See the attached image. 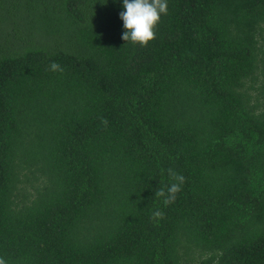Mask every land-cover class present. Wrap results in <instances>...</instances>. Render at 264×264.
<instances>
[{
  "label": "trees",
  "instance_id": "obj_1",
  "mask_svg": "<svg viewBox=\"0 0 264 264\" xmlns=\"http://www.w3.org/2000/svg\"><path fill=\"white\" fill-rule=\"evenodd\" d=\"M122 11L0 0V257L264 264V0H168L146 48Z\"/></svg>",
  "mask_w": 264,
  "mask_h": 264
},
{
  "label": "clouds",
  "instance_id": "obj_2",
  "mask_svg": "<svg viewBox=\"0 0 264 264\" xmlns=\"http://www.w3.org/2000/svg\"><path fill=\"white\" fill-rule=\"evenodd\" d=\"M123 9L120 13V19L123 21L125 31L122 39L125 42H131L133 45L148 47L149 42H154L156 33L159 30V24L162 17L168 14V0H123ZM50 69L53 72H64V69L58 63H51ZM101 124L107 127L108 121L101 117ZM173 183L167 188H159L155 191L157 198H163L165 206L173 203L178 193L182 191V185L186 178L177 173L174 169L167 170ZM162 211H155L152 215L153 220L163 219ZM0 264H7V261L0 257Z\"/></svg>",
  "mask_w": 264,
  "mask_h": 264
}]
</instances>
